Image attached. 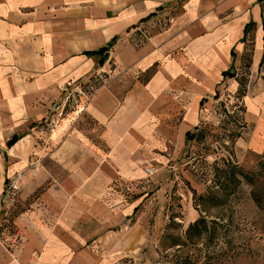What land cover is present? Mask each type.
I'll return each mask as SVG.
<instances>
[{
    "label": "crops",
    "instance_id": "crops-1",
    "mask_svg": "<svg viewBox=\"0 0 264 264\" xmlns=\"http://www.w3.org/2000/svg\"><path fill=\"white\" fill-rule=\"evenodd\" d=\"M250 20L252 79L242 119L253 130L247 144L256 146L264 136V91L254 87L264 52L258 0H0V225L10 211L9 177L19 174L20 200L34 195L12 217L15 233L0 232V264L134 258L135 229L143 226L132 222L139 205L126 191L150 165L165 173L179 159L186 133L211 119L217 86L236 92L237 82L226 84L221 72L235 64L232 49L239 65ZM93 75L101 85L79 95L68 117L50 119L37 156L29 162L31 140H19L9 150L22 153L9 166L5 137L61 113L58 102L81 93L71 86ZM83 114L93 127L78 123Z\"/></svg>",
    "mask_w": 264,
    "mask_h": 264
},
{
    "label": "rangeland",
    "instance_id": "rangeland-1",
    "mask_svg": "<svg viewBox=\"0 0 264 264\" xmlns=\"http://www.w3.org/2000/svg\"><path fill=\"white\" fill-rule=\"evenodd\" d=\"M259 27L264 30V17ZM252 30L253 27L246 37L240 66L237 62L240 51L235 53L234 64L237 68L236 79L243 78L242 75L246 77L247 87L252 79L250 67L246 68L254 47L255 31ZM225 80L227 84L229 79ZM254 81L256 92L264 91V63L260 65ZM101 83L102 79L94 75L77 82L71 87L81 93L76 91L75 98L71 94L66 103L64 98L62 102L59 101L58 106L64 108L61 113L50 112L44 118L28 123L23 129L9 133L5 140L12 134L21 135L19 140L30 138L31 142H25V146L31 162L30 158L37 156V147L43 146V136L53 123L50 119L57 118L55 123H59L68 117L70 109L76 107L79 101L78 96L89 95ZM217 89L219 97L214 99L211 96L213 103L210 111L207 112L205 105H201V112L211 115V119L201 120L199 125L203 130V138L189 141L182 155L165 173L163 169L158 170L156 164L150 165L148 168L152 173L148 174L145 169L146 178L138 181L139 184L134 183V187H130L131 191H126V196L136 198L134 202L139 205L132 222L140 223L143 227L135 229L137 254L134 258H120L117 261L119 264H171L169 260L173 249L165 250L170 240L164 237L167 234L184 237L188 224L201 215L207 221L209 237L203 236L182 250L183 254L191 256L194 264H264V169L259 165L264 162V136H260L262 141L259 145L247 144L253 130L243 123V99L227 87ZM69 92L72 93V90ZM66 94L68 97V93ZM55 108L57 110V105ZM78 123L83 127H93V121L86 114L81 116ZM235 134L240 137L235 138ZM9 148L3 145V152L7 154L10 166L11 157L18 156L23 149ZM223 162H230L244 172L253 174V185L240 178L234 192L227 194L215 184L214 167H222ZM28 165L31 169L32 163ZM155 168L158 175L154 173ZM18 177L19 174L16 173L5 182L10 211L8 221L2 229L8 235H13L16 230L12 217L27 209L34 196L26 200L19 199V187L16 183ZM40 191L42 188L35 194ZM253 196L261 199V205L257 204Z\"/></svg>",
    "mask_w": 264,
    "mask_h": 264
},
{
    "label": "trees",
    "instance_id": "trees-1",
    "mask_svg": "<svg viewBox=\"0 0 264 264\" xmlns=\"http://www.w3.org/2000/svg\"><path fill=\"white\" fill-rule=\"evenodd\" d=\"M258 3H260L261 5V19H262V17H264V0H258ZM252 27H253L252 31L254 32L256 29V23L253 20H250L248 23L244 25L243 36L239 40V42L245 44L246 37L250 31V28ZM262 40H264V37H262ZM106 49H107V46L102 47L95 52L103 53ZM252 52H253V49L251 51V54L248 60L249 64L248 63L246 64L247 69L250 67V64H251ZM242 54H243V51L240 56L239 66L242 62ZM231 56L234 59L235 53L233 49L231 50ZM262 63H264V52H262L261 60L259 63V68ZM236 69L237 68H235L232 63L229 68L222 70L221 76H222V80H225V78H227V79H234L237 82L238 88L235 92L236 93L235 95L243 99V97L246 95V87H247L248 80L243 75L241 76L243 78L236 79ZM221 82L217 85H220ZM223 88H226V86H223ZM213 96H214V99H218L219 97L218 89H216L215 94ZM199 125L196 126L193 132L186 133V138L190 142L195 141V140H200L203 138V130L201 129V127H199ZM234 136L235 138L240 137L239 134H235ZM20 138H21V135L13 134L9 139L6 140V146L11 147ZM259 165H261V168L264 169V162H260ZM214 168L216 171L215 172V181H216L215 184L218 185L220 188H222L225 192H227V194H232L234 192L237 184H239L240 182V178L245 179L247 183L250 185H253L254 183L253 174L244 172L238 166L230 162H226V163L223 162L222 167L216 165ZM220 177H223V179L220 180ZM253 199L257 202L258 205H261V199H259L258 196H253ZM2 228H4V226L0 225V232H3ZM209 234L210 232H209V228L207 225V221L205 217L202 215L188 224L187 228L184 231V237L173 236V235L167 234V236H165L164 238L169 239L170 242L165 247V250L169 248L173 249L169 262L171 264H194V261L192 260L191 256L187 253L183 254L182 250L187 245H193L198 239L202 238L203 236L209 237Z\"/></svg>",
    "mask_w": 264,
    "mask_h": 264
},
{
    "label": "built area",
    "instance_id": "built-area-1",
    "mask_svg": "<svg viewBox=\"0 0 264 264\" xmlns=\"http://www.w3.org/2000/svg\"><path fill=\"white\" fill-rule=\"evenodd\" d=\"M146 172H147L148 174H151V173H152V170H151L150 168H146Z\"/></svg>",
    "mask_w": 264,
    "mask_h": 264
}]
</instances>
